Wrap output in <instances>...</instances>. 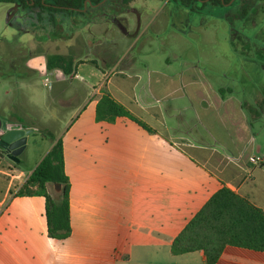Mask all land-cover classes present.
Here are the masks:
<instances>
[{
  "label": "crops",
  "instance_id": "0c3cea01",
  "mask_svg": "<svg viewBox=\"0 0 264 264\" xmlns=\"http://www.w3.org/2000/svg\"><path fill=\"white\" fill-rule=\"evenodd\" d=\"M156 1L128 0L122 11L114 6L124 24L108 26L114 35L105 41L123 42L122 62L105 59L109 48L97 58H73L77 76L52 69L47 103L27 102L43 127L53 130L59 122L53 133L61 139L70 229L61 238L48 236L44 196L16 193L49 140L41 134L45 146L28 165L27 146L16 162L0 151V264H205L200 250L172 254L169 246L214 191L226 186L264 213V152L256 138L261 131L253 130L260 113L249 114L264 109L242 103L229 86L220 91L209 77L210 87L196 88L194 59L180 62L178 80L141 59L162 43L157 35L139 40ZM164 22V15L153 21V33ZM136 23L141 33L132 36ZM36 54L27 57L25 71H34ZM103 91L133 118L95 119ZM7 107L4 126L22 127L20 118L35 127ZM45 188L58 197L60 185L46 182ZM213 264H264V251L225 245Z\"/></svg>",
  "mask_w": 264,
  "mask_h": 264
},
{
  "label": "rangeland",
  "instance_id": "374dc122",
  "mask_svg": "<svg viewBox=\"0 0 264 264\" xmlns=\"http://www.w3.org/2000/svg\"><path fill=\"white\" fill-rule=\"evenodd\" d=\"M109 1L79 12L73 22L62 15L61 27L51 26L45 12L39 18L34 12L27 14L15 3L0 2V127L7 122V106L17 110L27 124L35 126L29 130L24 143L27 146L25 161H28L24 164H31L45 146L40 137L43 125L27 106V102L44 105L50 94L41 81L45 75L51 79L54 71L49 74L44 68L42 54L59 52L73 58L85 55L95 58L94 54H107L109 48L105 59L121 58L122 62L123 42L105 41L114 35V32H108V26L124 24V16H115L116 5ZM258 2L262 5L257 6ZM156 3L158 9L148 11L142 33L136 23L130 34L141 33L139 40L157 35L162 42L153 51L147 48L141 59L147 60L151 67L166 68L176 75L174 78L177 80V74L183 67L180 62L194 59L196 88L210 87V82L206 81L209 77L213 84L221 87L220 91L227 92L231 87L242 103H259L264 109V0H228L213 4L198 0L192 8L183 7L176 0H157ZM116 7L122 11V5ZM174 8L180 10L178 13L182 11L183 15H175L177 10ZM161 15L165 16V22L161 31L155 34L152 24ZM35 53L40 54L32 57L34 71H25L23 65L27 57ZM174 54L177 59L165 63V58H172ZM24 80H29L26 86H19ZM254 92L257 93L255 97ZM259 113L253 122V130L261 131L256 138L264 152V111L249 114L255 116ZM58 123L51 125L52 134Z\"/></svg>",
  "mask_w": 264,
  "mask_h": 264
},
{
  "label": "trees",
  "instance_id": "16d2710c",
  "mask_svg": "<svg viewBox=\"0 0 264 264\" xmlns=\"http://www.w3.org/2000/svg\"><path fill=\"white\" fill-rule=\"evenodd\" d=\"M83 1H86L84 9ZM106 0H0L15 3L24 8L27 14L34 12L40 18L42 12L48 17L51 26L60 25L62 15L71 22L76 14L82 13L90 6H98ZM112 5H122L128 0H110ZM177 4L192 8L198 0H176ZM228 0H207L223 3ZM259 1V0H253ZM262 1V0H260ZM91 3L94 5H91ZM203 4L200 3V6ZM121 8V9H122ZM74 60L70 54L48 52L44 54L46 70L59 69L63 74L73 72ZM128 116L130 113L106 91H103L95 103V119L111 121L116 116ZM21 126L25 125L22 120ZM43 137L50 141V146L32 168L17 194H41L44 196V214L48 236L61 238L69 233L67 190L68 179L63 170L61 139L42 127ZM58 183L60 190L56 199L45 188V183ZM225 245H235L264 251V213L246 197L233 192L226 186L214 191L201 207L187 220L170 242L169 250L178 254L200 250L205 264H213Z\"/></svg>",
  "mask_w": 264,
  "mask_h": 264
},
{
  "label": "water",
  "instance_id": "95a60500",
  "mask_svg": "<svg viewBox=\"0 0 264 264\" xmlns=\"http://www.w3.org/2000/svg\"><path fill=\"white\" fill-rule=\"evenodd\" d=\"M103 1V0H101ZM86 1H83V6L81 9H84ZM91 5H94V3ZM29 131V128L24 129L20 127L19 123H10L7 124L5 129L0 133V146L5 147V156L16 162L18 161L17 154L21 151L25 143V134ZM55 189L59 188V184L54 182L52 183Z\"/></svg>",
  "mask_w": 264,
  "mask_h": 264
},
{
  "label": "built area",
  "instance_id": "2783aa9c",
  "mask_svg": "<svg viewBox=\"0 0 264 264\" xmlns=\"http://www.w3.org/2000/svg\"><path fill=\"white\" fill-rule=\"evenodd\" d=\"M74 76H77L76 73H72ZM42 84L46 87H49L50 85V79L47 75H45L42 79ZM6 127V126H5ZM252 161L256 162V160L254 158H252Z\"/></svg>",
  "mask_w": 264,
  "mask_h": 264
},
{
  "label": "flooded vegetation",
  "instance_id": "af4514ba",
  "mask_svg": "<svg viewBox=\"0 0 264 264\" xmlns=\"http://www.w3.org/2000/svg\"><path fill=\"white\" fill-rule=\"evenodd\" d=\"M205 1H207V0H205ZM223 3H224V2H223ZM90 7H91V6H90ZM4 129H5V126L0 127V133H1ZM0 151L3 152V153H5V147H4L3 145L0 146Z\"/></svg>",
  "mask_w": 264,
  "mask_h": 264
}]
</instances>
